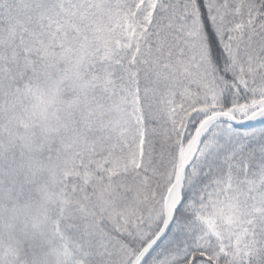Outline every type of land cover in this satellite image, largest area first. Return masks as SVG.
Wrapping results in <instances>:
<instances>
[{"label": "snow or ice", "instance_id": "snow-or-ice-1", "mask_svg": "<svg viewBox=\"0 0 264 264\" xmlns=\"http://www.w3.org/2000/svg\"><path fill=\"white\" fill-rule=\"evenodd\" d=\"M0 264H264V0H0Z\"/></svg>", "mask_w": 264, "mask_h": 264}]
</instances>
